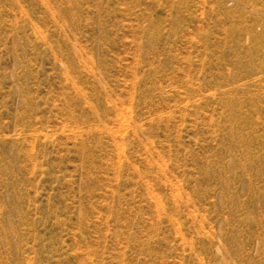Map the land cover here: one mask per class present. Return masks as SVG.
<instances>
[{
	"label": "rangeland",
	"instance_id": "rangeland-1",
	"mask_svg": "<svg viewBox=\"0 0 264 264\" xmlns=\"http://www.w3.org/2000/svg\"><path fill=\"white\" fill-rule=\"evenodd\" d=\"M0 264H264V0H0Z\"/></svg>",
	"mask_w": 264,
	"mask_h": 264
},
{
	"label": "bare ground",
	"instance_id": "bare-ground-1",
	"mask_svg": "<svg viewBox=\"0 0 264 264\" xmlns=\"http://www.w3.org/2000/svg\"><path fill=\"white\" fill-rule=\"evenodd\" d=\"M97 114V111H95V115ZM98 121H100V119L98 120Z\"/></svg>",
	"mask_w": 264,
	"mask_h": 264
}]
</instances>
